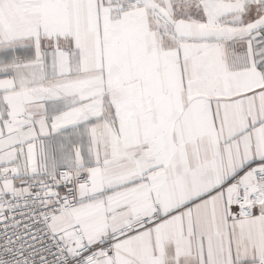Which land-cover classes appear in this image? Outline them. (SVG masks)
<instances>
[{
	"label": "snow or ice",
	"instance_id": "snow-or-ice-1",
	"mask_svg": "<svg viewBox=\"0 0 264 264\" xmlns=\"http://www.w3.org/2000/svg\"><path fill=\"white\" fill-rule=\"evenodd\" d=\"M0 264H264V0H0Z\"/></svg>",
	"mask_w": 264,
	"mask_h": 264
}]
</instances>
